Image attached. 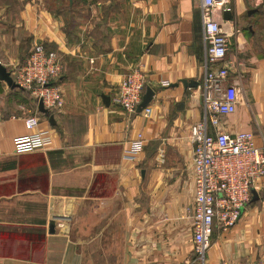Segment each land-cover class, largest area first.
I'll return each instance as SVG.
<instances>
[{
	"label": "crops",
	"instance_id": "1",
	"mask_svg": "<svg viewBox=\"0 0 264 264\" xmlns=\"http://www.w3.org/2000/svg\"><path fill=\"white\" fill-rule=\"evenodd\" d=\"M225 10L231 19L213 17L240 94L220 129L251 132L264 153V0H230ZM36 43L61 59L63 105L50 123L27 91L0 81V264H264V175L237 223L213 227L203 262L193 249L189 133L203 117L206 71L200 0H67L48 11L0 0V63L11 71ZM136 69L154 91L149 115L113 101ZM35 112L51 142L16 153L12 139ZM137 137L144 147L129 161L124 150Z\"/></svg>",
	"mask_w": 264,
	"mask_h": 264
},
{
	"label": "built area",
	"instance_id": "2",
	"mask_svg": "<svg viewBox=\"0 0 264 264\" xmlns=\"http://www.w3.org/2000/svg\"><path fill=\"white\" fill-rule=\"evenodd\" d=\"M229 3L230 0H200L206 67L201 83L203 117L190 127L189 141L194 184L191 239L197 258L202 262L211 243L213 227L227 231L237 223L242 209L251 199V190L264 175V153L255 146L253 134L220 129L221 118L235 111L240 94L238 86L229 79V66L225 64L228 36L213 17L215 10L222 13ZM61 72L59 55L42 43H36L24 63L14 67L10 74L19 88L27 91L36 102L41 100L52 112L63 105L62 92L56 84ZM144 88L143 73L133 70L119 84L113 101L135 113ZM141 112L149 115L150 106L143 107ZM23 123L27 133L12 139L14 152L33 151L51 142L50 130L41 127L36 112L26 114ZM143 147L144 141L137 137L124 150V158L136 160ZM219 264L247 263L225 260Z\"/></svg>",
	"mask_w": 264,
	"mask_h": 264
},
{
	"label": "water",
	"instance_id": "3",
	"mask_svg": "<svg viewBox=\"0 0 264 264\" xmlns=\"http://www.w3.org/2000/svg\"><path fill=\"white\" fill-rule=\"evenodd\" d=\"M69 2L71 3L72 0H69ZM223 18L224 19H231L232 18L231 12L229 10H224L223 11ZM0 81L5 82L6 85L10 88L18 87L17 84L13 81L11 74H10V71L7 70V68L5 66H3L1 63H0ZM181 82L185 87H195L198 84L197 81H194V80L183 79V80H181ZM153 95H154V91L150 87H146L144 93L142 94L141 101L136 108V112H140L143 107L147 106L150 103ZM102 99L105 100L106 102H108L109 97L103 96ZM37 110L40 113H43L44 115L48 116V121L50 123L53 121L52 114H50L49 110L43 106L41 100L38 101ZM251 192H252V199L251 200H255L256 198H258L256 192L253 189L251 190Z\"/></svg>",
	"mask_w": 264,
	"mask_h": 264
},
{
	"label": "rangeland",
	"instance_id": "4",
	"mask_svg": "<svg viewBox=\"0 0 264 264\" xmlns=\"http://www.w3.org/2000/svg\"><path fill=\"white\" fill-rule=\"evenodd\" d=\"M33 1L36 2L39 7L47 11L48 8L59 9L62 6H65L67 3V0H33Z\"/></svg>",
	"mask_w": 264,
	"mask_h": 264
},
{
	"label": "trees",
	"instance_id": "5",
	"mask_svg": "<svg viewBox=\"0 0 264 264\" xmlns=\"http://www.w3.org/2000/svg\"><path fill=\"white\" fill-rule=\"evenodd\" d=\"M46 48V47H45ZM47 49V48H46Z\"/></svg>",
	"mask_w": 264,
	"mask_h": 264
}]
</instances>
